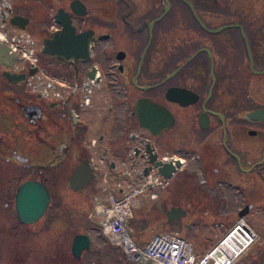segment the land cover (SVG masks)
I'll use <instances>...</instances> for the list:
<instances>
[{"label": "flooded vegetation", "instance_id": "af4514ba", "mask_svg": "<svg viewBox=\"0 0 264 264\" xmlns=\"http://www.w3.org/2000/svg\"><path fill=\"white\" fill-rule=\"evenodd\" d=\"M57 36L82 55L48 53ZM0 111V158L45 174L50 201L48 185L146 187L185 210L173 221L194 205L263 232L264 0H0Z\"/></svg>", "mask_w": 264, "mask_h": 264}, {"label": "rangeland", "instance_id": "374dc122", "mask_svg": "<svg viewBox=\"0 0 264 264\" xmlns=\"http://www.w3.org/2000/svg\"><path fill=\"white\" fill-rule=\"evenodd\" d=\"M45 176L35 174L32 168L0 158V190L6 188L9 201L5 205L2 200L5 197H0V264H135L101 232L94 215L95 199L88 196L87 190L74 192L66 184L57 189L48 185L52 199L46 212L35 223L22 224L16 217L13 203L16 189L27 179L43 181ZM100 184L104 186L106 183L101 181ZM106 191H97L98 197L106 198ZM157 192L145 187L137 195V205L128 226L138 242L144 243L158 233L172 231L192 243L197 254H202L225 237L234 224L202 217L196 212L200 208L194 205L187 207L190 212L187 217L169 222L166 217L169 206L154 201ZM255 220L256 231L264 232V212ZM263 232L253 236L248 249L234 264H264ZM77 233H87L91 238L89 249L78 259L71 252Z\"/></svg>", "mask_w": 264, "mask_h": 264}, {"label": "built area", "instance_id": "2783aa9c", "mask_svg": "<svg viewBox=\"0 0 264 264\" xmlns=\"http://www.w3.org/2000/svg\"><path fill=\"white\" fill-rule=\"evenodd\" d=\"M139 192L131 185L118 184L116 191L107 190L106 198L95 202V218L101 232L112 245L121 248L126 259L135 264H234L253 241L254 237L238 225L240 229H232L202 254H197L192 243L172 231L158 233L144 243L138 242L130 233L128 220L137 205ZM230 236L233 237L232 245L242 246L234 253L222 245Z\"/></svg>", "mask_w": 264, "mask_h": 264}, {"label": "water", "instance_id": "95a60500", "mask_svg": "<svg viewBox=\"0 0 264 264\" xmlns=\"http://www.w3.org/2000/svg\"><path fill=\"white\" fill-rule=\"evenodd\" d=\"M66 42H68L66 44ZM81 40L72 38L66 39L57 36L56 39L46 41V49L48 53H55L64 59L70 57H79L83 53V48L80 44ZM5 75L10 81L16 82L17 75L5 72ZM158 167L160 174L167 178L170 176V169L165 168L160 161L154 163ZM91 178V174L85 173L77 167L76 171L72 174L70 184L73 190L82 188ZM50 202V193L46 185L37 180H26L18 186L16 193L15 210L17 218L21 223L32 224L39 220L46 212ZM186 212L182 207H171L167 212V219L169 222L180 218ZM91 245V238L86 233H77L72 241L71 252L75 258H80L82 252L89 249ZM217 255L220 256L218 252Z\"/></svg>", "mask_w": 264, "mask_h": 264}, {"label": "bare ground", "instance_id": "6f19581e", "mask_svg": "<svg viewBox=\"0 0 264 264\" xmlns=\"http://www.w3.org/2000/svg\"><path fill=\"white\" fill-rule=\"evenodd\" d=\"M231 239H233V237L232 236H230V237H226V240L225 241H223V246L224 247H226V249H228V250H230L232 253H234V252H236V251H238V249L240 248V247H242L241 245H232L231 244ZM250 241V240H249Z\"/></svg>", "mask_w": 264, "mask_h": 264}, {"label": "trees", "instance_id": "16d2710c", "mask_svg": "<svg viewBox=\"0 0 264 264\" xmlns=\"http://www.w3.org/2000/svg\"><path fill=\"white\" fill-rule=\"evenodd\" d=\"M0 118L7 119L9 121L11 119H14L15 117L10 113H5V115H4V113H1V111H0ZM10 128H11L10 124H8V125L7 124H4V125L0 124L1 132L5 131L7 129H10Z\"/></svg>", "mask_w": 264, "mask_h": 264}]
</instances>
